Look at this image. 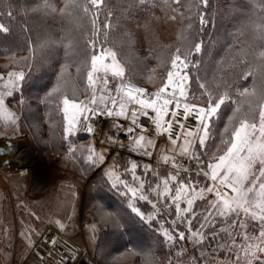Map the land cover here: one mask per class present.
<instances>
[{
  "label": "trees",
  "instance_id": "trees-1",
  "mask_svg": "<svg viewBox=\"0 0 264 264\" xmlns=\"http://www.w3.org/2000/svg\"><path fill=\"white\" fill-rule=\"evenodd\" d=\"M69 2L0 0V25L7 28L0 31V75L10 70L26 72L19 91L13 92L6 102L18 117L19 129L28 134L38 157L44 166L48 165L31 174V178L48 177L58 159H62L70 172L74 169V175L86 180L82 213L91 216L95 229L91 250L95 264H164L166 261L175 264L188 253L180 248L182 242L169 230L172 240L164 238L160 223L165 228L168 225L160 209L134 199L131 202L145 217L154 213L156 218L143 220L132 211L131 197L122 194L126 192L124 185L111 183L101 167L87 162L88 135L75 132L64 138L63 105L56 98L59 93L51 96L49 93L59 83L69 97L77 101L89 98L91 92L85 91L86 72L92 54H98L102 48L116 52L118 62L125 68L127 82L158 91L167 80L177 49L183 53L187 51L188 41L201 43V53H195L193 48L190 57L196 66L190 64L185 69L191 84L189 97L196 96L190 102L207 106L208 96H201L204 90L200 89V83L208 85L213 98L229 93L214 121L215 134L206 142L205 149L196 150L195 155L200 156L203 164L194 159L190 171L206 167L212 159L206 153H223L217 149L225 147L219 133L227 124V117L238 106L242 110L247 108L241 93L245 89L252 91L254 84L258 88L264 83V70L255 55L264 41L255 34L259 24L253 15V0H207L206 6L202 0H102L99 12L87 0H71L86 4L91 11L85 14L81 7L61 14L59 10ZM201 13L206 20L203 26ZM94 15L99 28L95 35ZM105 24L109 27L105 28ZM93 40L98 41L94 48ZM85 61L87 66L81 75L75 65L84 67ZM62 69H65L63 76ZM249 71L256 75H247ZM70 147L76 149L74 156ZM113 159L119 161V171L126 170L127 156L121 152ZM137 170L139 173L138 166ZM154 178L145 179V186ZM180 178L187 179V175L181 174ZM200 207L197 203L195 211ZM200 220L201 215H196V224ZM216 230L212 234L214 239L221 238L223 234H217ZM219 256L226 255L222 252Z\"/></svg>",
  "mask_w": 264,
  "mask_h": 264
},
{
  "label": "snow or ice",
  "instance_id": "snow-or-ice-1",
  "mask_svg": "<svg viewBox=\"0 0 264 264\" xmlns=\"http://www.w3.org/2000/svg\"><path fill=\"white\" fill-rule=\"evenodd\" d=\"M87 3L92 5V9L99 12L102 0H87ZM202 3L206 6L207 0H202ZM253 15L256 16L258 21V28L255 30V34L258 39L264 41V0H253ZM83 7L85 14H88L89 9L86 4L82 3H66L64 8L60 9L61 14L69 13L73 10H79ZM55 12L56 9L52 8ZM12 15V13H9ZM94 26V35L99 31L96 26V18L93 16L92 20ZM201 25L206 24L204 15H200ZM105 28L109 25L105 24ZM0 31H7L4 25H0ZM107 33H105V37ZM97 40H93L91 47H95ZM187 51L181 52V49H177L176 54L171 60V69L167 73V80L162 87H159L155 93H148L145 89L135 87L125 79V68L117 60V54L107 48L101 49V54L97 55L95 52L91 56L90 69L86 72V88L85 91H90L91 96L82 101H77L74 97H69L61 89L58 83L56 87L49 93L51 96L53 93H59L56 97L60 99L63 105L64 119L67 122L65 125V139H68L73 135L78 126L91 133L92 128L87 126V122L94 116L107 115L109 117H123L131 120V124L139 127L143 130V126L139 124V116H147L155 124L158 133H167L170 143L173 149L177 148V141L184 137V143L179 145V153L181 155L187 154L194 158L198 164H203L199 155H194L191 151L195 139H198L201 149L206 148V142L209 141L213 135L214 121L218 116V112L222 105L226 103L229 98V93L224 92L222 95H217L213 98V93L208 90L206 83H200V89L204 91L201 96L207 95V106H203L199 102L191 103L195 101L196 96L189 97V89L191 87L189 74L185 71L193 61L190 59L192 50L194 48L195 53L199 54L202 51L201 43L194 41H188L186 44ZM259 65L264 70V43L260 45V49L255 53ZM27 63V62H26ZM30 67V65H27ZM77 72L83 75L87 61L84 62V67L77 64L75 65ZM195 67L196 65L193 64ZM65 69H62L61 76H63ZM103 73V77L99 75ZM26 75L25 71L18 73H10L9 77L14 78V88L16 91L20 89V83L24 80ZM111 75L113 80L116 81L114 94L112 88H110L111 81L107 78ZM247 75L255 76L256 73L249 71ZM264 79V78H262ZM169 89H171L169 91ZM12 92L8 91L5 94H0V112L4 113L5 118L15 123V118L12 113H8L4 108L5 100L4 95H11ZM245 97L247 108L241 109L237 107L233 110L232 115L227 117V124L223 127L222 132L219 133L221 144L225 147L223 149H217V152L223 151V154L217 155V153H206L212 157L207 163V170L203 171V175L213 181V184L205 187H199V191L196 190L194 185L196 181H180L178 187L175 189V195L168 197L175 205L176 220L184 222L187 220L189 226L191 225V219H188L183 214L191 211L194 200L197 197L203 198L205 191L214 193L216 200L209 202V216L212 215L210 209H216L220 215H226L230 212H235L239 215L242 211L246 216L250 215L252 219L259 223V234H252L254 239L260 241L256 245H249L244 249V255L246 257V264H254L255 261H259V264H264V259L260 258L259 254H264V83H261L260 87L253 85V90L249 91L245 89L242 93ZM62 97V99H61ZM154 97V98H153ZM111 101L109 105L108 101ZM22 104L24 100L20 101ZM175 104V109L171 111L172 120H165V116L169 114V105ZM129 105H136L129 109ZM183 107L184 121L189 116L193 117L196 121L195 130H191V126L186 125L178 119L179 109ZM129 110L131 111L130 117L128 116ZM148 110L155 113V116H149ZM179 124L182 133H176V138H172L173 124ZM134 128L129 126L126 129V133H133ZM230 137V138H226ZM195 138V139H189ZM146 137L141 135L139 139H135L134 144L139 148L144 149V155H151L147 149L154 147L155 143L151 138H147V144H142ZM73 156L76 149H69ZM87 162L96 164L98 161L102 162L104 157L102 155L97 156L95 149L92 146L87 148ZM169 159L173 161V167L181 168L184 165L176 163L175 159L169 156H164L163 160L168 163ZM259 164L257 170L256 165ZM136 164L131 165V172L134 181H140L138 187H133L127 181H120L123 183L126 192H122L123 195L131 193V199L129 200V207L136 215L141 219L153 220L155 216L145 217L143 213L131 202L134 199L148 200L152 204L153 208L157 207V203L149 200V197L145 194V184L139 176L136 175ZM187 171V169L185 168ZM200 173L198 172L197 175ZM169 181H177V175H169L163 180L164 189L163 192H158V195L166 197L171 191L169 188ZM247 185V186H246ZM115 186V185H114ZM156 189H149L157 191ZM221 189H228L233 193L229 195L228 191H222ZM187 202L188 207L182 208L181 203ZM195 216V213H193ZM209 216H205L204 220L207 221ZM173 220V224L176 223ZM236 223V221H233ZM241 226H244V222L241 221ZM206 225L201 223V228ZM161 228L164 229V225L161 224ZM192 237H197L200 234L199 229L192 231L189 227ZM163 236L166 240H172V234L167 229L163 230ZM247 236V233L245 234ZM179 239H185V232H178ZM239 261V256L237 257Z\"/></svg>",
  "mask_w": 264,
  "mask_h": 264
},
{
  "label": "rangeland",
  "instance_id": "rangeland-1",
  "mask_svg": "<svg viewBox=\"0 0 264 264\" xmlns=\"http://www.w3.org/2000/svg\"><path fill=\"white\" fill-rule=\"evenodd\" d=\"M99 54H101V51L97 55ZM18 72L20 71L10 70L7 74L0 75V94L16 91L14 88V78H10L9 74ZM99 75L103 77L104 74L99 73ZM107 78L111 81L110 88H112L114 94L116 81L113 80L111 75H108ZM133 85L145 89L148 93L156 92V90H151L147 87ZM9 96L4 95V108L7 109L8 113L13 114L15 123L6 119L4 113L0 112V142H28L33 155L32 157L28 155L26 160L33 159L34 165H29L28 162L25 163L24 167L11 165L10 159H13L11 155L7 157L9 159L8 165H0V264H35L29 257V253L33 242L47 225H51L66 234L74 235L77 242L85 244L91 254V250L95 244V229L91 216L82 213L84 207V183L86 180L83 181L80 177L74 175V172H76L74 169H72L73 173L72 171L70 172V167L62 159H58L56 166L53 165L55 166L54 171L48 173V177L46 176L41 179L38 175H35L34 179L31 178V174L33 175L40 168H45L48 165L44 166L42 158L38 157L36 148L33 146L28 134H24L19 129L18 117L6 102ZM108 103L110 105L111 101L109 100ZM104 117L106 120L105 130L109 131H112L115 119L123 118L109 117L107 115H104ZM76 132H84V129L78 126ZM147 138L149 137H146L145 141H142V144H147ZM136 139H139V137ZM152 140L155 146L147 149L151 152L150 156L144 155L143 148L138 149L135 146V140L121 143L114 150L110 147L111 145L108 140L100 142L101 146L94 144L91 140L88 143L89 146L94 147L97 156L102 155L104 157L103 161H98L96 165L101 167L111 180V183L123 184L120 181H127L133 187H138L140 181L133 180L131 172L132 164L138 166L139 173L136 168V175L143 182L147 178L155 177L152 183L147 180L145 194L149 197V200L157 203V208L160 209V213L166 218L167 230L173 233L174 236H177L178 239V232H185V239L179 240L183 244L180 248L184 251L186 250L185 252L188 253V256L177 260L175 264H196V261L198 264H222L224 262H228V264H246L244 249L249 245L254 246L260 243L259 240L252 237L253 233L256 236L259 234L258 221L252 219L250 215L246 216L242 211L239 212V215L235 212L220 215L216 209H210L212 215L209 216V202L216 200V196L214 193L207 191L203 194V198L197 197L194 200L190 212L183 214L188 219H191L190 226L187 220L184 222L176 220L175 205L168 197L175 195V189L178 187L179 182L196 181L197 183L194 187L199 191V187L203 186L206 189L213 184V181L205 177L203 171H201V169L206 171L207 165L206 167L201 166L195 171H190L194 158L187 154L181 155L179 153V145L184 143V139L177 141L176 149H173L170 142L163 143L155 139ZM197 149L201 148L198 139H195V143L191 149L194 155ZM121 152L124 156L128 157L126 170L124 171H119V161L113 159L115 155L121 154ZM166 155L172 158H182L185 162L184 167H173L172 159H169L168 163H165L163 157ZM1 160L2 158L0 157ZM259 167V164H257V170ZM198 172L200 174L197 176ZM184 173L187 175V179L182 180L180 175ZM169 175H177V181H169L171 191L166 197L162 198L158 195V192H163V180L169 177ZM157 185H159L157 191L149 189V186L152 189H156ZM221 190L228 191L229 195H233L228 189ZM128 195L131 197V193ZM140 201L152 205L148 200ZM197 203H200L201 207L195 211ZM181 207H188L187 202L183 201ZM193 213H195V216H193ZM196 215H201V220L197 224ZM148 216H155V214L148 213L146 217ZM205 216H209L207 221L204 220ZM173 220H176L175 224H173ZM233 221H236V223H233ZM241 221L244 222V226H241ZM201 223H204L206 226L201 228ZM214 224H217V228H211ZM189 227H191L192 231L199 229L200 234L197 237H192ZM166 228L164 227V229ZM164 229L160 227L161 233H163ZM215 230L217 234L220 233L223 236L214 239ZM246 233L247 236L245 235ZM208 239H213L212 243H208ZM221 251L223 254L225 253V257L219 256L222 253ZM259 255L261 259H264V254ZM238 256L239 261L237 260ZM254 264H259V261H255Z\"/></svg>",
  "mask_w": 264,
  "mask_h": 264
},
{
  "label": "built area",
  "instance_id": "built-area-1",
  "mask_svg": "<svg viewBox=\"0 0 264 264\" xmlns=\"http://www.w3.org/2000/svg\"><path fill=\"white\" fill-rule=\"evenodd\" d=\"M138 107L131 105L129 109ZM169 114L165 116V120H172L171 111L175 109V104H170ZM178 119L191 126V130H195V119L191 116L184 121L183 107L179 110ZM149 116H155V113L148 110ZM131 111L129 110L128 116L130 117ZM105 117L94 116L87 124L88 127L92 128V132L89 133L86 128L84 132L88 135L89 139L99 146L100 142L108 140L110 147L114 150L117 145L126 143L141 135L155 139L159 142L167 143L170 142L167 133H158L155 124L147 116H139L138 122L143 126V130L135 125L131 124V120L127 118H117L114 120L112 131L105 130ZM131 126L134 128L133 133H126V129ZM179 124L174 123L172 129V138H176V133H182ZM181 139H184L181 136ZM176 163L185 165V162L180 157H174ZM173 163V161H172ZM29 257L35 264H95L91 258L90 251L85 244L78 243L74 238V235H69L57 228L47 225L39 237L33 242ZM165 264H174L171 261H166Z\"/></svg>",
  "mask_w": 264,
  "mask_h": 264
},
{
  "label": "bare ground",
  "instance_id": "bare-ground-1",
  "mask_svg": "<svg viewBox=\"0 0 264 264\" xmlns=\"http://www.w3.org/2000/svg\"><path fill=\"white\" fill-rule=\"evenodd\" d=\"M15 153L12 155L13 159H10L11 165H17L18 167H24L25 163L28 162L29 165H34L33 159L29 161L26 157L29 155L32 157V149L28 142H16L15 143Z\"/></svg>",
  "mask_w": 264,
  "mask_h": 264
},
{
  "label": "water",
  "instance_id": "water-1",
  "mask_svg": "<svg viewBox=\"0 0 264 264\" xmlns=\"http://www.w3.org/2000/svg\"><path fill=\"white\" fill-rule=\"evenodd\" d=\"M15 143L11 141L0 142V157L2 160L0 161L1 166H6L9 164L8 156H12L15 153Z\"/></svg>",
  "mask_w": 264,
  "mask_h": 264
}]
</instances>
